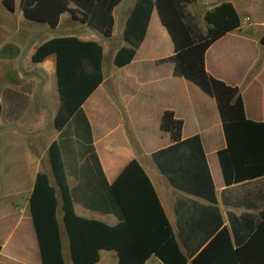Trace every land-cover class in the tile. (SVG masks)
Segmentation results:
<instances>
[{
  "label": "crops",
  "instance_id": "crops-1",
  "mask_svg": "<svg viewBox=\"0 0 264 264\" xmlns=\"http://www.w3.org/2000/svg\"><path fill=\"white\" fill-rule=\"evenodd\" d=\"M123 1L113 8L114 23L107 39L101 38L104 35L80 19L79 9L74 13L63 11L57 25L50 27L45 22L27 19L20 0H15L13 10L0 2V124H4L0 127L9 129L8 125L14 124L20 130L33 133L42 129L44 121L50 118L41 96L45 98L55 89L57 91L55 54L51 53L41 61L31 58L42 41L55 36L97 41L102 46L104 77L81 105L89 123L91 140L87 139L84 127L78 131L71 128L64 135L55 128L57 133L52 139L59 140L61 144L76 214L110 225L119 221L114 212L103 213L83 206L80 202V174L73 172L75 166L78 168L85 159L94 155L107 182L112 183L123 167L131 159H136L153 184L188 264H192V259L222 227H226L233 247L240 251V264H264V242L259 236L250 239L255 229L250 228V224L258 221L264 211V174L225 184L217 150L226 146V140L215 99L192 81L174 75L172 61H160L174 53V45L155 8L132 60L122 66L113 63L118 48L127 45L122 31L135 2L128 0L122 7ZM219 1L195 0L184 4L186 22L195 31L205 33L207 23L203 13ZM225 1L233 4L241 24L206 49L204 66L214 77L239 88L248 119L264 122V44L259 41L264 34V5L256 0ZM69 7L76 6L69 2ZM107 55L112 62L109 61L105 67ZM57 108L50 113L51 118ZM165 109L173 110L175 117L182 120V138L199 136L213 180L216 203L173 186L153 160V152L173 143L169 132L160 127ZM11 129L14 132H8V137L12 143L0 145V154L10 153L0 156V159L12 162V165H3L5 174L0 172L4 182H12V187L0 197V264H41L28 197L36 173L50 171L47 150L46 146L41 149L34 147L30 139L19 138L18 131ZM17 162L19 172L14 170ZM46 162L48 169L43 168ZM50 179L53 182V178ZM211 206L217 208V215L222 220L215 231L211 230L216 212L211 210ZM62 214L59 206L57 216L64 248L68 246V240ZM209 232L212 233L208 235ZM109 251L114 250L101 249L99 259L93 264H116V252L108 254ZM143 264L163 262L151 255Z\"/></svg>",
  "mask_w": 264,
  "mask_h": 264
},
{
  "label": "trees",
  "instance_id": "trees-1",
  "mask_svg": "<svg viewBox=\"0 0 264 264\" xmlns=\"http://www.w3.org/2000/svg\"><path fill=\"white\" fill-rule=\"evenodd\" d=\"M121 1L20 0V4L27 19L45 22L50 27L57 25L63 11L74 13L79 9L83 22L109 37L114 23L113 8ZM193 1L135 0L122 31L127 45L118 48L113 63L122 66L132 60L155 8L174 45V53L160 61H172L174 75L192 81L215 99L226 140V146L217 150L225 184L263 175L264 122L248 119L239 88L214 77L204 66L206 49L223 34L238 28L240 17L231 2L221 0L203 13L206 32L195 31L184 15V4ZM0 2L7 9H14L15 0ZM69 2L76 7H69ZM259 41L264 44V34ZM51 53L55 54L59 97L52 124L62 135L71 128L78 131L84 127L90 142L89 123L81 105L103 80L102 46L95 40L55 36L42 41L31 58L41 61ZM182 124L173 110L163 111L160 127L169 132L173 143L153 152L152 158L173 186L214 204L215 188L200 138L197 135L182 138ZM128 132L138 148L131 132ZM47 155L50 171L36 173L28 197L41 264H65L63 234L57 216L59 206L73 264H93L99 259L101 249L114 250L116 264H143L151 255L158 257L163 264H188L153 184L136 159H131L112 183L107 182L94 155L73 169L74 173L80 174V202L89 209L117 214L119 221L110 225L76 214L59 140L48 145ZM211 210L216 212L211 230L215 231L222 220L215 206H211ZM252 227L255 229L250 239L259 236L264 242V211L258 221L250 224ZM239 252L233 247L226 227H222L192 259V264H240Z\"/></svg>",
  "mask_w": 264,
  "mask_h": 264
},
{
  "label": "rangeland",
  "instance_id": "rangeland-1",
  "mask_svg": "<svg viewBox=\"0 0 264 264\" xmlns=\"http://www.w3.org/2000/svg\"><path fill=\"white\" fill-rule=\"evenodd\" d=\"M256 1L258 2V4L264 5V0H256ZM187 10H189V9H187ZM192 15L196 16V12H193ZM196 18H197V16H196ZM193 21L195 22L196 20L194 19ZM198 23L199 22H197L196 26L198 25ZM109 61H110V63L112 62V60H110V58H109V55H107L105 57V61H104L105 67L109 63ZM22 80H24V79H22ZM41 101H42V103H44L43 107L47 110L48 115L51 112H54L55 109L59 105V97H58L56 89H55L54 92H51L50 94L46 95L45 98L41 96ZM44 122H45V126L42 129H40L38 131H35L33 133H28V132H26L24 130H17L16 129L18 131L17 134H19V138L21 136H23L24 138L27 137L28 139H30L29 141H30L31 144H33L34 147L41 149L44 146H46V150H47V147H48L47 144L50 141H52V139H54L53 137H54V135H56L57 130L55 129V127L52 124V118L51 117L49 119L45 120ZM0 126H4V124H0ZM0 129H2V127H0ZM8 132H14V129L5 128V129L0 130V145H8V144L12 143V142H10L11 139H9V137H8ZM28 134H30V135H28ZM8 155H10L9 152L0 154L1 157L8 156ZM5 163H8L9 165L10 164L12 165V162H7L6 160H4V158H1L0 159V172L2 173V175L6 173L5 169H4V166H3ZM16 165L17 166L14 167L15 168L14 170H15V172H19L20 171L19 167H18L19 163L17 162ZM43 168H47L48 169L47 162L44 163ZM0 179L2 181V184H0V197H1V196H4L6 194V191H7L6 189H10L12 187L11 186L12 182L11 181H8L7 183L4 182V177H1ZM108 254H115V252L114 251H109ZM63 256H64L65 264H73L71 259H70V257H69V254H68V246L67 245H65V247L63 248ZM105 257L106 256H104V258ZM106 261L107 260H105V262ZM108 264H109V262H108Z\"/></svg>",
  "mask_w": 264,
  "mask_h": 264
},
{
  "label": "water",
  "instance_id": "water-1",
  "mask_svg": "<svg viewBox=\"0 0 264 264\" xmlns=\"http://www.w3.org/2000/svg\"><path fill=\"white\" fill-rule=\"evenodd\" d=\"M127 1H128V0H124V1H123V3H122V7H124V5L126 4ZM118 29H119V26H118ZM100 37L103 38V39H107L106 36H100ZM25 52H26V49L24 50V53H22L21 58L24 57ZM49 117H51L50 114H49ZM8 127H10V128H15V129H17V130H20V129H19L16 125H14V124H10V125H8Z\"/></svg>",
  "mask_w": 264,
  "mask_h": 264
}]
</instances>
